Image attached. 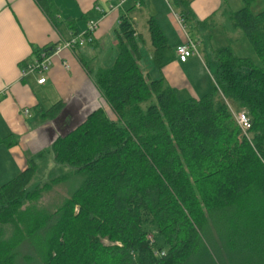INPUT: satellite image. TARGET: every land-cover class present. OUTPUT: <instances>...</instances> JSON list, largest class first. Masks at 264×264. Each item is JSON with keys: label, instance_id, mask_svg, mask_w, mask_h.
<instances>
[{"label": "trees", "instance_id": "1", "mask_svg": "<svg viewBox=\"0 0 264 264\" xmlns=\"http://www.w3.org/2000/svg\"><path fill=\"white\" fill-rule=\"evenodd\" d=\"M169 1L191 17L189 0ZM249 4L225 11L221 26L246 37L261 66L229 46L212 50L213 90L183 101L144 73L142 38L120 17L116 58L94 73L114 120L98 108L0 186V264H264V10ZM148 29L161 72L167 40L152 18ZM226 100L249 114L250 142ZM64 107L42 117L55 120ZM65 184L69 196L53 212L33 206ZM150 225L164 246L148 239Z\"/></svg>", "mask_w": 264, "mask_h": 264}, {"label": "crops", "instance_id": "2", "mask_svg": "<svg viewBox=\"0 0 264 264\" xmlns=\"http://www.w3.org/2000/svg\"><path fill=\"white\" fill-rule=\"evenodd\" d=\"M45 1L53 18L46 14L38 0H0V140L13 142L10 147L0 144V186L26 169L29 156L51 145L58 136L55 127L64 133L105 106L95 85L94 73L114 62L117 55L116 31L123 15L131 20L136 34L142 38L139 41L140 54L142 48L147 47L153 58L154 48L148 29L150 18L156 21L167 40L169 50L165 54V66L160 72L153 64L149 78L163 79L174 90L189 88L192 92L193 86L198 96L195 99L209 94L214 87L209 85L213 77L206 76L201 55L184 63L178 61L175 49L186 41V36L176 19V16L181 17L180 11L177 9L174 13L169 0ZM189 1L192 15L188 19L208 33L200 22L211 21L216 15H220L222 20L223 13L231 10L225 0ZM97 8L106 14L103 16ZM91 20H99L93 43L74 52L63 51L45 76V84H37L34 77L21 79V70L36 58V51L51 48L81 33ZM138 22L141 31L136 27ZM224 32L228 39L230 35ZM238 35L235 33L233 37ZM63 62L67 63L68 69L62 66ZM193 70L203 78L207 77L206 85L195 79ZM59 101L64 102L65 107L58 118L44 119L42 111ZM24 110H28V116L23 114Z\"/></svg>", "mask_w": 264, "mask_h": 264}, {"label": "rangeland", "instance_id": "3", "mask_svg": "<svg viewBox=\"0 0 264 264\" xmlns=\"http://www.w3.org/2000/svg\"><path fill=\"white\" fill-rule=\"evenodd\" d=\"M246 1H248L250 3L249 9L253 14H257V13L264 10V0H246ZM225 2L228 5V8H230L232 11H237L238 9L244 7V0H225ZM171 7H172V10L174 11V13H176L177 9L172 3H171ZM169 12H170V10H169ZM221 21L222 20H221L220 15L219 16L216 15L213 20L209 21L208 27L210 29L207 28L209 33L204 29H201V28L198 29L196 27L195 23L193 21L190 22L189 19L184 21V24H183L184 35L192 38L198 46L199 56L201 55V57H202V61L204 63L202 66L204 67V71H205L206 76L210 77V75H211L213 77L215 74V71H216L214 64L211 62L210 50H216V49L223 48L226 46H229L230 49L232 50V52L237 57L249 58V59L253 60V62L256 65L261 66V61L257 57V55H256L252 45L248 41V39L246 37H244L240 32H239L238 37H236V38L228 37V39H227L225 36L224 30L220 26V25H222ZM212 24L215 26L211 28L210 25H212ZM136 27L140 31L142 30L141 24L139 22H138V24H136ZM100 56H102V54ZM141 56H142V59L140 62V67L144 71V73L148 75L153 71V63H152V59H151V53L147 47L142 48ZM99 59L101 60L102 57H99ZM106 62H107V60L104 61L105 65H107ZM98 64L100 65V63H98ZM112 64H108V66L105 68L110 67ZM193 72H194L195 79L197 81H200L199 83L201 85H203V86L206 85L205 82H206L207 77L203 78L201 75L198 74L199 73L198 71L195 72V70H193ZM212 81H213L212 79H211V81L209 80V85L211 86V88H212V84L214 86V83ZM191 89L193 90L192 92L190 91L189 88H187V89L176 88L178 99L183 101V100H188L191 98L195 99L196 97H198L193 86H191ZM194 95H196V96H194ZM226 101L230 104L232 109L234 111H236L237 108H236L235 104L231 100H226ZM103 109L108 114L109 118L114 120V115L111 112V110L109 109L107 104H105V106H103ZM55 131L57 132V135L63 134V133L59 132L57 127H55ZM246 140H248L249 142L251 141V134L250 133L248 134V137ZM70 190H71L70 185L68 186L65 184V185H61V186H56L53 189H50L49 191H46L45 193H43L41 195L40 200L37 201L36 203H34V205L32 203L31 204L29 203L28 205L29 206L33 205V206L37 207V209L40 208V209L45 210V211L53 212L69 196ZM148 229H149L150 235L154 239L156 245L157 246H164L163 238L157 232L156 227L150 225L149 227H147V230ZM106 244H108V243L106 242ZM214 261L216 263H218L216 259H214ZM189 264H196V262L192 261ZM207 264H209V262Z\"/></svg>", "mask_w": 264, "mask_h": 264}, {"label": "built area", "instance_id": "4", "mask_svg": "<svg viewBox=\"0 0 264 264\" xmlns=\"http://www.w3.org/2000/svg\"><path fill=\"white\" fill-rule=\"evenodd\" d=\"M112 0H105V2H111ZM111 9V7H110ZM97 11L103 14H106L104 10L97 8ZM177 22L180 28L183 30L184 21L180 16H176ZM99 28V20L87 22L86 28L81 33L71 36L67 40L59 42L57 45L40 50L37 53L36 58L27 63L23 70H21V79L24 80L29 77L37 78V84L43 85L46 82L45 76L48 74L51 66L54 63L56 58H59L63 51L74 52L77 49L83 48L87 45H91L94 40V34ZM184 32V30H183ZM175 54L179 62L184 63L189 58L199 57L198 46L192 41L189 37L186 36V41L177 46L175 49ZM62 66L65 69H68L67 63L63 62ZM226 104L231 111L233 119L240 130L241 137L247 139L248 134L251 130V119L249 114L246 111H234L230 104L226 101ZM23 114L28 116V110H24ZM148 239L152 242L153 238L151 236Z\"/></svg>", "mask_w": 264, "mask_h": 264}]
</instances>
